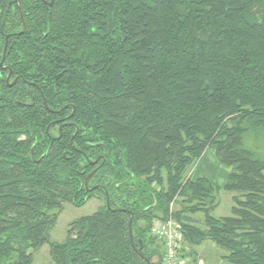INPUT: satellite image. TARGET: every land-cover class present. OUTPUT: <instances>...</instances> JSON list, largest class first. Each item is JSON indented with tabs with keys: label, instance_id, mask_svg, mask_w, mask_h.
<instances>
[{
	"label": "trees",
	"instance_id": "obj_1",
	"mask_svg": "<svg viewBox=\"0 0 264 264\" xmlns=\"http://www.w3.org/2000/svg\"><path fill=\"white\" fill-rule=\"evenodd\" d=\"M8 34L0 264H30L51 212L95 193L104 206L52 243L51 264H162L147 234L176 195L205 217L178 214L185 242L264 264V0H0V62ZM208 147L230 168L223 188L191 175ZM222 190L234 204L216 216Z\"/></svg>",
	"mask_w": 264,
	"mask_h": 264
},
{
	"label": "rangeland",
	"instance_id": "obj_2",
	"mask_svg": "<svg viewBox=\"0 0 264 264\" xmlns=\"http://www.w3.org/2000/svg\"><path fill=\"white\" fill-rule=\"evenodd\" d=\"M217 201L219 203V208L215 211V215H229L231 213V206L234 204L232 194L222 190L217 195ZM78 204L62 201L59 207L56 208L55 211L51 212L52 215L55 213V218H53L51 227L47 231L49 241L31 250L32 259L30 264H51L52 243H64L68 236H71L70 234H74L76 232L75 229L77 228V224L74 225L76 221H78L81 217L94 214L104 206V203L96 197L91 198L83 204L78 201ZM209 204L207 206H209ZM199 206L198 202L188 203L183 196L176 195L170 202L168 215L155 211L160 217H155L153 222L157 221V219L166 220L168 218L179 222L178 214H187L198 220L204 221V212L199 208ZM193 207L195 208L193 209ZM190 208H192V210H190ZM142 223L143 222L140 224ZM179 223L181 224L183 230L184 228L182 222ZM147 236V241L151 246H154L159 250H163L162 243L159 239L150 234H147ZM185 251L191 253L192 251H195L198 254V257L203 258L210 264H227L220 257L223 254V251L209 240L203 241V243L199 246L193 244L191 245V243L186 241ZM153 259L156 261L158 257L155 256Z\"/></svg>",
	"mask_w": 264,
	"mask_h": 264
},
{
	"label": "built area",
	"instance_id": "obj_3",
	"mask_svg": "<svg viewBox=\"0 0 264 264\" xmlns=\"http://www.w3.org/2000/svg\"><path fill=\"white\" fill-rule=\"evenodd\" d=\"M150 233L164 244L162 264H210L203 258L194 259L185 251V238L181 224L172 219L153 222Z\"/></svg>",
	"mask_w": 264,
	"mask_h": 264
},
{
	"label": "crops",
	"instance_id": "obj_4",
	"mask_svg": "<svg viewBox=\"0 0 264 264\" xmlns=\"http://www.w3.org/2000/svg\"><path fill=\"white\" fill-rule=\"evenodd\" d=\"M229 172H230V168L218 160L215 148L208 147L202 159L192 169L191 175L194 179L207 178L214 185L218 186L219 188H223L227 180V177L229 175ZM218 208L219 205L214 210V214ZM221 216H227V215H221Z\"/></svg>",
	"mask_w": 264,
	"mask_h": 264
},
{
	"label": "flooded vegetation",
	"instance_id": "obj_5",
	"mask_svg": "<svg viewBox=\"0 0 264 264\" xmlns=\"http://www.w3.org/2000/svg\"><path fill=\"white\" fill-rule=\"evenodd\" d=\"M44 2L45 3H47V4H49V2H48V0H44ZM54 3V2H53ZM50 5V4H49ZM17 6H18V8L20 7V5L19 4H17ZM21 12V11H20ZM22 13V12H21ZM6 44V43H5ZM8 44H9V41H8ZM4 53V52H3ZM7 55V54H6ZM3 59V58H2ZM5 60H6V58H5ZM2 61V60H1ZM4 63H5V61H4ZM4 63H3V66H1V67H7V66H4ZM0 65H1V62H0ZM10 75V80L8 81V76ZM7 78H6V81H7V83L8 84H10L11 85V83H13L15 80H16V78H18L17 79V81L20 79V76H17L16 78H12V72L11 71H9V73H8V75H7ZM17 81L13 84V85H15L16 83H17ZM29 83V82H28ZM44 105H45V107L46 108H48V104H47V102H46V100H44ZM47 105V106H46ZM69 107V104H67V105H65L63 108H61V109H58V110H55L57 113H62L63 111H66L67 110V108ZM73 114V112L71 113V115ZM71 115H66V116H62V117H58L57 118V120H55L56 122H58V125H57V127H58V136H56V135H50L49 134V130H50V127L48 126V128H47V133L49 134V136L51 137V141H52V143H53V141L55 140V139H59L61 136H62V131H63V128L67 125V124H69L70 123V121H69V118L71 117ZM78 133V129H76V133L74 134V136H72V138H71V141H70V143H71V146L73 147L74 146V138H75V136H76V134ZM72 140H73V143H72ZM52 143H51V145H52ZM102 156V157H101ZM99 157H101L100 159H99V161L97 162V163H95L94 165H96V167L97 168H100L102 165H104L105 164V161H106V158H105V155L104 154H100L96 159H94V160H89L90 162H92V161H95V160H97ZM93 164V163H92ZM87 185V184H86ZM88 185H89V182H88ZM88 187V186H87ZM94 187H101V188H99V189H102L103 188V186L102 185H95V186H91V187H88L90 190H92ZM98 198V199H100L103 203L105 202V200L103 199V196H101L100 197V195L98 194V193H95V196H92L91 198ZM90 198V199H91ZM89 199V200H90ZM110 206V205H109Z\"/></svg>",
	"mask_w": 264,
	"mask_h": 264
},
{
	"label": "water",
	"instance_id": "obj_6",
	"mask_svg": "<svg viewBox=\"0 0 264 264\" xmlns=\"http://www.w3.org/2000/svg\"><path fill=\"white\" fill-rule=\"evenodd\" d=\"M53 2H54V0H52L51 2H49V4L52 5ZM22 21H23V30H22L21 32H24V31L26 30V22H25V19H24L23 15H22ZM9 36H10V34H8L7 37H6V44H5V47H4V53H3V59H2V61H1V66H3V63H4L5 58H6V54H7V50H8V38H9ZM7 79H8V81L10 80V75L8 76ZM17 79H18V78H16V80H15L13 83H11V85H13V84L17 81ZM46 106H47V105H46ZM49 127H50V125H49ZM72 143H73V140H72ZM101 157H102V156H101ZM101 157H99V158H98L97 160H95V161H92L91 163H93V164L97 163ZM97 169H98V168H96V169H95V170H94V171L88 176V178H87V180H86V184H87V185H88L89 180L92 178V176L94 175V173L97 171ZM108 206H109V203H108ZM131 233H132V231H131ZM141 256H142L143 258H145V259L148 261L149 264H152L151 261H150V259H149L147 256H144L143 254H141Z\"/></svg>",
	"mask_w": 264,
	"mask_h": 264
}]
</instances>
